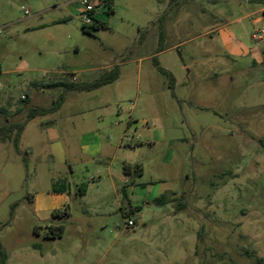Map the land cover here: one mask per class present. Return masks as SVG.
I'll return each mask as SVG.
<instances>
[{
    "label": "rangeland",
    "instance_id": "374dc122",
    "mask_svg": "<svg viewBox=\"0 0 264 264\" xmlns=\"http://www.w3.org/2000/svg\"><path fill=\"white\" fill-rule=\"evenodd\" d=\"M93 1L106 27L86 33L79 0H0V134L25 122L28 107L64 98L27 124L18 148L0 140L5 264L264 259V34L253 37L264 31L260 1ZM115 66L118 80L91 91L28 86L81 84ZM25 93H34L26 103ZM86 132L100 135L105 156L81 153ZM59 145L71 149L66 161ZM108 167L126 179L120 201ZM62 183L68 191L53 195ZM169 192L174 201L154 203Z\"/></svg>",
    "mask_w": 264,
    "mask_h": 264
},
{
    "label": "trees",
    "instance_id": "16d2710c",
    "mask_svg": "<svg viewBox=\"0 0 264 264\" xmlns=\"http://www.w3.org/2000/svg\"><path fill=\"white\" fill-rule=\"evenodd\" d=\"M113 1L114 0H105V4L109 6L112 4ZM260 3L264 4L263 0H261ZM100 27H106V24L102 23V22H98L97 19L95 18L94 24L92 26L83 25V30L86 33H90V29H97ZM154 62H155V65L158 67V70L163 75H165L169 78L170 87L173 88V84H174L173 76L168 71L161 68L156 59L154 60ZM118 78H119V68H118V66H115L111 70L102 73L98 79H96L90 83L65 84L62 81H58V82L49 83L46 85L41 84L40 87L42 89H50L52 87H63L66 90L79 91V92L82 91L83 92V91L95 90V89L101 88L103 86L110 85V84L114 83L115 81H117ZM35 86H38V85L35 84ZM23 100H25V99H23ZM63 101H64V98H60V100H58L55 103V105L49 109L30 107L28 109L27 120L23 123H12L7 128H3V132L0 134V140H2L3 142H6L7 140H13L15 147L18 148L19 140H20V137L24 131L26 124L38 116H45L49 113L55 112L56 110L59 109V107L61 106ZM23 102L26 103V101H23ZM5 112H6L5 108H0V114H4ZM123 170H124V173L126 175H128L130 173L131 168L129 165H125ZM52 191L54 193H66L68 191V185L65 183H62V185L54 184ZM86 191H87V185L86 184H81L80 186H78V193L81 196H84ZM121 192H122L123 196L126 198L127 197L126 187H122ZM175 198H176V193L169 192V193H165V194L155 198L154 203L158 206H163V205H166V204L174 201ZM179 207H180V209H182L185 206L180 205ZM56 213H58V211L55 212V215H56ZM125 217H128V215L125 214ZM50 229L52 230L53 227H50ZM63 229H64V226L59 227L58 232L52 233L51 235H49V237H60L62 235ZM0 254H1L0 264H5V254H3V252H0ZM255 262H256V264H264V259L261 257H257V258H255Z\"/></svg>",
    "mask_w": 264,
    "mask_h": 264
},
{
    "label": "crops",
    "instance_id": "0c3cea01",
    "mask_svg": "<svg viewBox=\"0 0 264 264\" xmlns=\"http://www.w3.org/2000/svg\"><path fill=\"white\" fill-rule=\"evenodd\" d=\"M204 1H207V2L211 3L210 2L211 0H204ZM214 1H215V3H217L216 0H214ZM259 5L261 6V10L264 12V4H261L260 3ZM98 14H99V10L97 9L96 19L98 17ZM257 22H259V19L258 20H255L254 21V24H257ZM107 71H109V70H107ZM107 71H105V72H107ZM100 75L99 76H89L88 79H86V81L84 83H90V82L98 79L100 77ZM54 82H58V80L56 78H52L48 82H44V83H38V82H34V81H28V86L30 88H32V90H35L36 91V90H41L42 89L40 87L41 84H45L46 85V84L54 83ZM35 84H37L38 86H35ZM30 96H32V97H30ZM33 96H34V93H30V94L29 93H25L23 95V97H25V98H23L21 96L20 99H22V100L25 99L26 102L27 101L29 102L30 99L33 98ZM28 108H30V107H28ZM27 124H26V126H27ZM26 126L24 128V131L26 130ZM50 126L47 127V128L49 129V131H50L51 135L53 136V138H56L57 137V135H56V129H54V128L50 127ZM24 131H23V133H24ZM80 148H81L80 149L81 150V153L83 155L87 156V157H94V156L100 157V156H105L104 144L102 142V139H101L100 135L97 134V133H89V132L87 133L86 132L83 135H81V138H80ZM68 150H70L69 152H71V149H68ZM67 151L64 150V148L62 146L59 145L58 148H57V151H56L57 152L56 153V156L60 157V159L62 161H66V155L68 154ZM109 174L112 177L111 178V180H112L111 186H112V189L114 190V192L116 194V200L117 201H120L121 198L122 199L125 198L123 196L122 192H121V189H122V187H126V184H125L126 183V179H124L122 176H113L112 171H111L110 168H109ZM88 188H89V185H87V191H86V193H85L84 196L87 195ZM119 190H120V192H119ZM52 193H53V195H57V196L58 195H64L65 194V193H54L53 191H52Z\"/></svg>",
    "mask_w": 264,
    "mask_h": 264
},
{
    "label": "built area",
    "instance_id": "2783aa9c",
    "mask_svg": "<svg viewBox=\"0 0 264 264\" xmlns=\"http://www.w3.org/2000/svg\"><path fill=\"white\" fill-rule=\"evenodd\" d=\"M80 5L83 8V12L81 14L82 19L86 26H92L94 24V20L96 18V13L98 6L93 0H79ZM240 2H248L250 0H236ZM261 1V0H259ZM264 31L261 29H256L253 37L255 40H261L263 38ZM75 80V79H73ZM128 227H134L135 222L133 220H128L127 222Z\"/></svg>",
    "mask_w": 264,
    "mask_h": 264
}]
</instances>
